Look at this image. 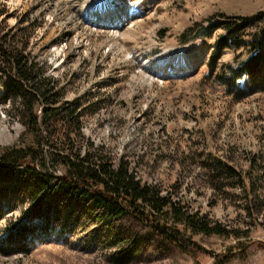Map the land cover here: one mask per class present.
<instances>
[{
    "label": "rangeland",
    "instance_id": "1",
    "mask_svg": "<svg viewBox=\"0 0 264 264\" xmlns=\"http://www.w3.org/2000/svg\"><path fill=\"white\" fill-rule=\"evenodd\" d=\"M0 10V31L33 24L29 52L68 101L90 106L86 140L128 156L143 183L218 227L208 235L182 228L181 250L131 219L101 231L81 224L34 233L27 255L0 256V264H264V93L244 78L236 100L239 93L207 79L221 32L182 43L190 26L217 14L256 15L264 0H0ZM239 53L247 56L226 50L216 76ZM183 61L190 70L175 68ZM7 110L0 101V150L23 132ZM121 234L137 250L111 246Z\"/></svg>",
    "mask_w": 264,
    "mask_h": 264
},
{
    "label": "trees",
    "instance_id": "2",
    "mask_svg": "<svg viewBox=\"0 0 264 264\" xmlns=\"http://www.w3.org/2000/svg\"><path fill=\"white\" fill-rule=\"evenodd\" d=\"M4 14L0 10V17ZM33 27L0 31V101L23 127L20 143L0 150V223H7L1 229L0 256L27 255L34 233L60 234L88 223L101 231L131 219L181 250L188 249L182 244V228L207 235L217 231L173 201L170 193L138 179L128 156L117 158L105 146L86 140L83 128L90 106L68 101L59 81L47 76V66L36 62L29 52ZM218 32L207 79L215 77L229 94L239 93L236 100L246 93L237 85L244 78L255 92L264 93V11L249 17L213 15L190 26L182 43ZM241 49L247 56L237 54L233 65L221 67L216 76L224 52ZM229 169L231 177L238 175ZM26 204L27 211L21 207ZM16 211L20 216L12 219ZM121 235L110 245L126 247L124 253L137 250L132 237Z\"/></svg>",
    "mask_w": 264,
    "mask_h": 264
},
{
    "label": "bare ground",
    "instance_id": "3",
    "mask_svg": "<svg viewBox=\"0 0 264 264\" xmlns=\"http://www.w3.org/2000/svg\"><path fill=\"white\" fill-rule=\"evenodd\" d=\"M100 10L101 11H106V7L100 8ZM189 64H190V62H187V61H183V62H179V63L176 62L175 63V68H177L179 70H181V69L190 70V65Z\"/></svg>",
    "mask_w": 264,
    "mask_h": 264
}]
</instances>
